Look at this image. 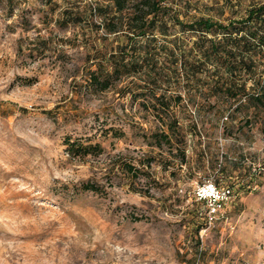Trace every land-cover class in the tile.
Instances as JSON below:
<instances>
[{
  "label": "rangeland",
  "instance_id": "374dc122",
  "mask_svg": "<svg viewBox=\"0 0 264 264\" xmlns=\"http://www.w3.org/2000/svg\"><path fill=\"white\" fill-rule=\"evenodd\" d=\"M189 1V15L223 20L263 0ZM72 4L0 0V264H264V108L183 93L174 109L186 163L163 167L174 151L150 136L157 106L122 96L117 79L88 86L89 53L115 41L56 26ZM128 162L146 174L126 173ZM205 180L232 191L212 219L194 197ZM86 181L100 192L81 189Z\"/></svg>",
  "mask_w": 264,
  "mask_h": 264
},
{
  "label": "trees",
  "instance_id": "16d2710c",
  "mask_svg": "<svg viewBox=\"0 0 264 264\" xmlns=\"http://www.w3.org/2000/svg\"><path fill=\"white\" fill-rule=\"evenodd\" d=\"M71 1L74 6L63 8L54 19L56 26L102 30L103 38L112 36L115 41L109 49L94 48L89 53L94 69L88 72V86L94 88L92 92H102L117 79L122 82L118 89L122 96L145 98L142 105L146 109L157 106L159 130L150 136L155 146L164 143L168 151H174L171 161H161L163 167L174 160L180 165L186 163L185 132L174 109L185 100L183 93L187 101L194 98L192 92L206 100L211 96L227 100L247 96L253 106L264 108V0L238 17L223 20L189 15V0ZM259 64H263L262 71ZM249 80L252 83L247 86ZM214 105L208 103V107ZM67 144L71 149L81 148L82 153L98 147L76 141ZM144 158L141 166L145 168L155 160L151 155ZM123 170L146 174L130 162ZM243 172L250 180L255 177L249 167ZM237 186L250 188L248 181L240 180ZM218 187L231 191L228 186ZM81 189L100 192L89 181L82 183Z\"/></svg>",
  "mask_w": 264,
  "mask_h": 264
},
{
  "label": "built area",
  "instance_id": "2783aa9c",
  "mask_svg": "<svg viewBox=\"0 0 264 264\" xmlns=\"http://www.w3.org/2000/svg\"><path fill=\"white\" fill-rule=\"evenodd\" d=\"M194 197L196 200L206 203L207 217L212 219L231 197V191L227 187L216 186L211 180H205L197 185Z\"/></svg>",
  "mask_w": 264,
  "mask_h": 264
}]
</instances>
